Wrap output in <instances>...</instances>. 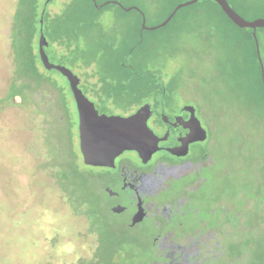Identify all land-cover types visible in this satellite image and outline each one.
<instances>
[{"label":"rangeland","instance_id":"1","mask_svg":"<svg viewBox=\"0 0 264 264\" xmlns=\"http://www.w3.org/2000/svg\"><path fill=\"white\" fill-rule=\"evenodd\" d=\"M16 1L0 0V95L5 92L14 57L19 53L28 55V39L30 55L36 56L38 20L44 10L43 3L47 2L37 0L34 22L13 25L12 14L16 10L31 13L25 5L27 0H22L20 7L14 5ZM95 1L99 5L107 0ZM185 1L188 0H119L124 8L141 9L147 26L160 24L172 8ZM210 1L198 0L182 7L167 25L144 30L145 42L136 49L137 57H134V54L125 56L124 53L138 40L137 10L126 11L112 3L97 8L88 0H71L70 7L76 9L75 14L81 19L71 40L73 46L85 50L84 60H89L95 54L101 29L124 28L129 41L121 59L132 66L137 79L147 85L181 87L183 97L191 95L200 104L201 111L215 128L213 152L218 160L213 167L208 197L245 209L238 199V191L245 192L247 200L260 212V223L253 224L252 210H244L249 227L244 232L246 249L253 254L259 246L264 256V98L254 87L257 66L245 33L233 25H218V29L200 16L202 9L213 8ZM229 1L247 20L264 18V0ZM59 2L66 4L68 0H53L47 10L49 17L55 10L53 5ZM60 15L55 14V19ZM89 17L95 20L86 22ZM29 19L33 17L30 15ZM53 36L57 38L56 31ZM241 37L245 43L241 42ZM258 37L264 63V29L258 30ZM241 44L243 52H240ZM52 46L54 51L66 52L65 46L57 41H52ZM143 53L147 59H142ZM75 54L72 50L68 61L51 57L50 60L72 71L83 72L81 74L90 81L95 80L93 74L87 73L94 70L95 65L86 66L78 61L73 66ZM237 57L240 64L235 69L232 61ZM48 73L63 81L60 73ZM161 76L170 82L160 83ZM57 77L52 76L57 79V85H61ZM18 102L11 101L10 107L0 112V264H148V247L136 252L127 247L126 251H133L137 257L125 262L115 260L110 242L115 238L107 237L99 227H87L82 213L86 215L96 208L97 198L88 190L95 173L78 172L73 155L59 161L60 154L67 149H58L55 143L65 135V126L59 125L47 112L42 117L37 113L32 115L30 111L34 106L26 110ZM23 102L26 104L28 100ZM53 154L57 159L52 158ZM52 161H59V171L51 177ZM53 180L64 191L58 189ZM259 185L262 188H258ZM257 189L261 191L259 194ZM82 200L85 201L83 212ZM91 220L98 223L99 218L93 214ZM93 236H98L96 243L103 246L96 253Z\"/></svg>","mask_w":264,"mask_h":264},{"label":"flooded vegetation","instance_id":"2","mask_svg":"<svg viewBox=\"0 0 264 264\" xmlns=\"http://www.w3.org/2000/svg\"><path fill=\"white\" fill-rule=\"evenodd\" d=\"M52 1L43 3L44 15H48V6ZM88 1L97 8L106 2V4L122 6L119 0H107L99 5L95 0ZM212 1L217 4L214 0L210 1L211 4ZM227 2L240 14L229 0ZM70 3L71 0L66 4L55 3L53 5L55 10L50 18H55V14H63L68 10L76 11L70 7ZM37 4L38 1L35 3L34 12ZM138 14V40L129 46L126 53L124 51L129 41L127 31L119 27L101 29L97 39L101 46L100 51L106 49L109 56L119 54V58H122L123 53L125 56L134 54V57H137L136 45L145 42L143 32L146 30L141 29L142 15L139 11ZM42 26L44 38L48 40L44 49L49 62L60 65L52 62L50 57L68 61L74 46L65 45L57 25ZM237 28L242 29L248 41L252 37L254 58L257 63L255 66L264 89V63L260 52L257 54L253 30ZM262 29L264 28L255 30L258 51V30ZM54 31L57 32L56 39L53 36ZM39 37L40 25L37 27L38 43ZM28 40L26 45L29 43ZM52 41L63 44L66 52L54 51ZM241 42L244 43L243 37ZM241 51L243 52L242 47ZM11 53L13 54L12 50ZM32 58L35 61L37 74L42 77L26 78L16 70L15 63H12L9 79L4 87L5 92L0 95V103L5 104L0 105V112L10 107L11 101L18 100L19 106L23 109L29 110L30 106H34L30 111H33L32 115L37 113L42 117L44 112H47L59 125L65 126V135L57 138L55 143H58V149L63 147L67 149L61 153L62 155L60 154L59 161L66 159L67 155H73L74 165L80 172L95 173L91 177L92 182L88 190H91L90 195L97 198L96 208L92 212L89 210L86 214L88 217L83 212L84 204H80V209L88 228L99 227L107 237L115 238L114 241L109 239L115 260L125 262L130 257H137L133 251L128 253L127 247H131L135 252L148 247V264H264L263 252L259 246L252 254L246 249L247 241L244 237V232L249 228L245 209L252 210L251 223L256 221L260 223V212L257 211L256 205L247 200L244 191H238V199L245 209H239L238 205L232 202H215L208 197L211 194L209 189L213 167L218 162L213 152L216 144L213 134L215 128L210 118H206L201 111L200 104L192 99L191 95L183 97L181 87L173 85L164 86L157 83L147 85L146 82L139 80L142 84L136 86L138 80L135 72L132 66H128L124 61L123 64L127 69L121 72L98 70L95 66L94 70L87 72L96 77L93 81L82 75L83 72L72 71L64 66L75 75L76 87L87 100L82 104L83 112L97 111L99 115L127 118L136 115L141 109L139 120L153 135L150 154L141 156L135 149H123L108 166L86 165L79 150L80 110L68 78L55 69H46L41 62L39 50ZM74 59L73 66L76 62H81L80 58ZM91 64L95 65L94 62ZM48 71L60 73L63 81L60 77L49 74ZM118 73L126 76L123 86L116 85L119 80L115 76ZM102 75L108 78L101 79ZM52 76L59 78L62 84L57 85V79ZM163 78L164 76L159 78L160 83L170 82L167 78ZM257 83L258 75L254 87L264 98V91ZM10 89H13L12 93ZM24 99L28 100L26 104L23 102ZM124 130L123 136L126 137L132 127L127 126ZM51 156L57 159L56 155ZM59 161L51 162L50 176L59 171ZM53 181L58 189H62L55 180ZM258 188L262 187L259 185ZM257 192L259 194L261 191L257 189ZM93 214L99 218L98 223L91 220ZM94 239L96 253L103 246L102 243H96L98 236Z\"/></svg>","mask_w":264,"mask_h":264},{"label":"water","instance_id":"3","mask_svg":"<svg viewBox=\"0 0 264 264\" xmlns=\"http://www.w3.org/2000/svg\"><path fill=\"white\" fill-rule=\"evenodd\" d=\"M197 1L198 0H188L178 4L170 12V14L156 26H146L145 16L143 12L140 11L137 7H127L124 8V10H138L142 15L141 29L155 30L167 25L180 8L194 4ZM214 1L219 5V7L226 14L229 20L237 27L250 28L253 30L252 35L255 40L258 54L259 51L255 30L256 28H264V18L247 20L240 14H238L234 9H232L227 0ZM44 12L45 9L40 13L38 20L40 25V40L38 43L39 55L41 58V62L46 69H55L68 78L70 85L75 93V98L78 103V109L80 110L78 115L79 150L82 155L83 163L91 166H108L113 163L115 157L123 149H135L141 156L150 154L152 150L151 138L153 135L150 130H148V128L144 126L143 122L139 120L141 109L137 112L136 115L127 118L105 114L99 115L97 111H88V113L82 111V104L86 103L87 100L82 97L81 92L76 87L77 78L66 67L55 65L48 60L47 54L44 49V47L47 46V41L45 40L42 32ZM127 126H131L132 130L130 133H128V135H126V137H124V129ZM82 203L85 204V201L82 200Z\"/></svg>","mask_w":264,"mask_h":264},{"label":"trees","instance_id":"4","mask_svg":"<svg viewBox=\"0 0 264 264\" xmlns=\"http://www.w3.org/2000/svg\"><path fill=\"white\" fill-rule=\"evenodd\" d=\"M37 0H27L26 4L30 10L31 13L29 12L28 14H26L25 11L21 12V11H15L12 14V23L13 25H19L21 24H25V25H29V22H34V18L36 17V14L34 12V7H35V3ZM212 5L213 8L212 9H202L200 11V16H203V19L205 20V22H207V24L209 25H216L218 28V25H233L234 24L229 20V18L226 16V14L221 10V8L215 4L212 1ZM17 7H20L22 4V0H17L14 4ZM18 9V8H16ZM173 9V8H172ZM172 9L170 10V12L172 11ZM75 12L77 11H67L63 14H61L60 16H58L56 19L55 18H50L47 14L44 15V23H46L47 25H57L58 26V30H60L61 33V38L64 39L65 41V45L67 47L69 46H73L72 40H71V35L73 34L74 30L78 28L79 22H80V17L79 15H76ZM27 15V16H26ZM33 17V20L29 19V16ZM90 18V19H89ZM88 21H94L95 17H89ZM219 29V28H218ZM242 30V29H239ZM250 38V36H249ZM249 43L250 46L252 47L253 53L254 52V43L251 39H249ZM142 42H139L136 46L140 47ZM144 43V42H143ZM245 43V41H244ZM125 47V46H124ZM242 50H244L243 44H241ZM101 46H99V43H97V47L95 49V54L93 56V58H90L89 60H84V54H85V50L78 49V46H74V51H75V59L77 60L79 59V57L81 58L80 60L82 61L83 64L85 65H89L92 62L95 63L96 69L98 70H111V71H117V72H121L124 71L125 69H127L124 64H123V60H121V58H119V54H114L111 56H109V54L106 52V49H104L103 51H100ZM30 45L29 43L26 45V52H27V56H22L19 55L17 57H14V62L16 65V70L23 76H25L26 78L29 79H38L39 77H42L40 74H37V69L35 66V61L33 60V55H30ZM14 53V52H13ZM121 53V50H120ZM147 55L145 53H143L142 55V59H147L148 57H146ZM142 62V61H141ZM254 62L256 63V59L254 58ZM140 63V62H139ZM232 64L234 66L235 69H238L237 64L239 63V58L237 57L236 59H234L232 61ZM129 68V67H128ZM258 75V83L257 85L259 86V88L264 91V89L261 86L260 83V75L259 73ZM101 79H106L108 77L106 76H100ZM116 79H118V83H116L117 86H123L124 85V79H126V76L118 73L115 76ZM137 78V76H136ZM138 80V79H137ZM136 86H140L142 83H140V81L138 80ZM12 87V86H11ZM13 92V89H10V93ZM78 172H80L78 170V168H76ZM62 191H64L63 189H61Z\"/></svg>","mask_w":264,"mask_h":264}]
</instances>
